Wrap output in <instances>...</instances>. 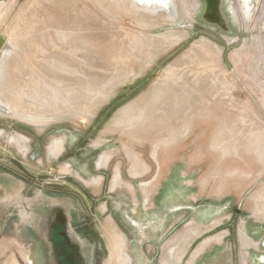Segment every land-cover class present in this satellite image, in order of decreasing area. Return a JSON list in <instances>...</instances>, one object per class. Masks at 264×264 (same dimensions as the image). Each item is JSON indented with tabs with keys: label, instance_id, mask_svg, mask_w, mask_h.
<instances>
[{
	"label": "rangeland",
	"instance_id": "374dc122",
	"mask_svg": "<svg viewBox=\"0 0 264 264\" xmlns=\"http://www.w3.org/2000/svg\"><path fill=\"white\" fill-rule=\"evenodd\" d=\"M55 209L92 264H264V0H0V264Z\"/></svg>",
	"mask_w": 264,
	"mask_h": 264
},
{
	"label": "flooded vegetation",
	"instance_id": "af4514ba",
	"mask_svg": "<svg viewBox=\"0 0 264 264\" xmlns=\"http://www.w3.org/2000/svg\"><path fill=\"white\" fill-rule=\"evenodd\" d=\"M54 211L50 227L48 226L49 229H46V226L44 236L37 238L41 245V253L47 260L49 254L52 253L60 264H92V257L96 254L95 252L93 254L91 245L92 237H94L92 222L80 224L71 215L68 220L59 210L55 209ZM4 227L8 228L9 226L6 224ZM29 231L33 233L32 229ZM261 242V247L264 249V238ZM223 254L220 251H213L210 254L206 252L201 264H227ZM263 257H259L257 261L260 262ZM236 261L237 258H235ZM93 262L96 264L95 258Z\"/></svg>",
	"mask_w": 264,
	"mask_h": 264
},
{
	"label": "crops",
	"instance_id": "0c3cea01",
	"mask_svg": "<svg viewBox=\"0 0 264 264\" xmlns=\"http://www.w3.org/2000/svg\"><path fill=\"white\" fill-rule=\"evenodd\" d=\"M15 245L16 244H14V241H9L8 239H3L2 241H0V259L3 258V254H6V253L8 254L10 250L11 251L14 250L16 248ZM12 257H10L11 260L13 259ZM11 260H10V262H11ZM7 263H9V262H6V264Z\"/></svg>",
	"mask_w": 264,
	"mask_h": 264
}]
</instances>
